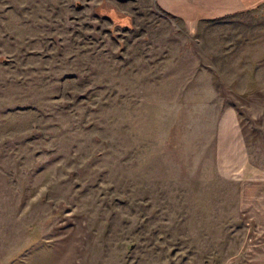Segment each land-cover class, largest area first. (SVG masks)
Masks as SVG:
<instances>
[{"label":"rangeland","instance_id":"1","mask_svg":"<svg viewBox=\"0 0 264 264\" xmlns=\"http://www.w3.org/2000/svg\"><path fill=\"white\" fill-rule=\"evenodd\" d=\"M227 111L264 169V2L0 0V264H223L260 237L216 167Z\"/></svg>","mask_w":264,"mask_h":264},{"label":"crops","instance_id":"2","mask_svg":"<svg viewBox=\"0 0 264 264\" xmlns=\"http://www.w3.org/2000/svg\"><path fill=\"white\" fill-rule=\"evenodd\" d=\"M159 7L185 18L215 20L256 9L264 0H157ZM214 159L220 175L232 181L235 208L241 217L246 212L253 220L259 238L249 240L246 228L238 247L223 264H264V169L249 159L242 128L232 111L222 113L215 124ZM226 261V262H225Z\"/></svg>","mask_w":264,"mask_h":264}]
</instances>
